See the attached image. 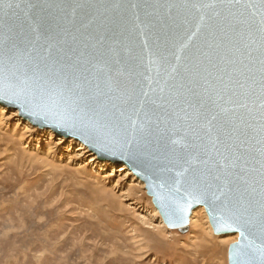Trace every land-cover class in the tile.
Returning a JSON list of instances; mask_svg holds the SVG:
<instances>
[{"label": "water", "instance_id": "95a60500", "mask_svg": "<svg viewBox=\"0 0 264 264\" xmlns=\"http://www.w3.org/2000/svg\"><path fill=\"white\" fill-rule=\"evenodd\" d=\"M0 104L264 264V0H0Z\"/></svg>", "mask_w": 264, "mask_h": 264}, {"label": "rangeland", "instance_id": "374dc122", "mask_svg": "<svg viewBox=\"0 0 264 264\" xmlns=\"http://www.w3.org/2000/svg\"><path fill=\"white\" fill-rule=\"evenodd\" d=\"M194 214L168 228L123 162L0 104V264H229L238 235Z\"/></svg>", "mask_w": 264, "mask_h": 264}, {"label": "bare ground", "instance_id": "6f19581e", "mask_svg": "<svg viewBox=\"0 0 264 264\" xmlns=\"http://www.w3.org/2000/svg\"><path fill=\"white\" fill-rule=\"evenodd\" d=\"M204 208V207H203ZM207 214V213H206ZM194 217H195V214L193 215V217L191 218V222H192V224L193 223H195V220H194ZM210 222V221H209ZM196 224V223H195ZM194 225V224H193ZM196 227V226H195ZM237 235V234H236ZM209 236H210V234H209ZM238 240V239H237Z\"/></svg>", "mask_w": 264, "mask_h": 264}]
</instances>
